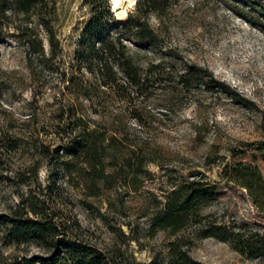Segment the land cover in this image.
Segmentation results:
<instances>
[{"label":"rangeland","instance_id":"374dc122","mask_svg":"<svg viewBox=\"0 0 264 264\" xmlns=\"http://www.w3.org/2000/svg\"><path fill=\"white\" fill-rule=\"evenodd\" d=\"M103 2L110 4L50 0L51 31L32 15L38 40L30 48L12 37L0 40V215L13 214L36 196L66 223L69 235L101 249L113 264H169L173 243L206 264H264V257H248L227 242L199 237V225L176 233L152 226L168 190L202 176L218 186L201 211L205 221L264 234V212L244 188L228 181L229 170L240 162L258 166L264 175V0H172L161 13L150 12L149 23L164 44L183 56L168 59L166 70L179 72L189 61L229 88L185 92L158 79L143 93L132 91L125 79L119 80L122 90L96 87L93 75L79 68L92 4ZM137 2L128 0L119 12L112 6L113 30ZM20 19L13 16L10 25ZM138 59L142 68L159 60L152 52ZM84 86L93 95L86 97ZM79 116L105 144L115 142L107 149L111 156L134 147L153 161L135 176L134 167L123 168L120 158L103 177L82 159L64 155L62 145L72 130L85 132L84 123L75 126ZM65 161H71L70 170L64 169ZM106 162H112L108 156ZM3 232L0 224V264L50 253L36 243L6 245ZM60 263L68 262L62 257Z\"/></svg>","mask_w":264,"mask_h":264},{"label":"trees","instance_id":"16d2710c","mask_svg":"<svg viewBox=\"0 0 264 264\" xmlns=\"http://www.w3.org/2000/svg\"><path fill=\"white\" fill-rule=\"evenodd\" d=\"M141 1L143 6L140 5ZM170 1L172 0H138L136 9L130 11L126 18L117 20L120 27L114 30L108 22L109 19H116L111 11L113 0H110L111 7L106 2L101 5L92 4V15L81 38L77 61L80 69L84 68L93 75L96 87H118L122 90L124 87L119 84V80L125 79L124 83L132 91L143 93L158 79H164L170 83L175 82L176 85L171 86L173 90L185 92L201 86L210 89L229 88L224 82L214 78L209 69L189 61H186V66L179 72L166 70L164 65L168 63V59L183 56L164 44L163 37L150 25L148 15L150 12L161 13ZM50 9L54 10L53 4L50 6V0H0V40L12 37L23 44L27 43L30 48L38 40L30 24V17L36 15L38 24L50 32L47 17ZM13 16H20L21 22L11 26L10 19ZM39 41L42 43L41 39ZM142 52H152L159 58L158 62L149 61L147 67L142 68L138 59ZM76 85H79V81ZM84 89L86 97L93 95L89 94L86 86ZM74 120L76 127L79 126L78 121L84 123L85 132L72 130L71 136L62 145L63 153L82 159L99 175L106 177L107 168L120 165L117 162L120 158L123 168L134 167L135 176L146 170L145 163L153 161L147 153L134 147H128L127 152L120 149V157L117 151L111 156L107 149L115 148V142L105 144V139L100 137L97 129H89L87 122L80 116ZM110 139L113 141L117 136L112 135ZM107 156L112 162H106ZM133 156L136 162L131 164ZM64 169H71V161L64 162ZM228 181L244 188L254 205L264 212V175L258 166L241 162L235 164L228 172ZM217 192V184L202 176L174 184L165 194L162 206L153 217L154 230L170 229L176 233L190 224H196L199 225L198 235L201 238L227 242L233 249L248 257H264V234L248 230L246 226L230 227L204 220L205 216L201 211L213 201ZM49 209L46 201L31 195L13 214L0 215V224L4 226L2 239L6 245L36 243L50 251L46 257L25 258L24 263L20 264H61L62 257L67 259V264H113L101 249L86 243L77 235H69L66 223ZM181 246L179 243L171 245L169 264H206L192 258Z\"/></svg>","mask_w":264,"mask_h":264},{"label":"bare ground","instance_id":"6f19581e","mask_svg":"<svg viewBox=\"0 0 264 264\" xmlns=\"http://www.w3.org/2000/svg\"><path fill=\"white\" fill-rule=\"evenodd\" d=\"M128 0H113V7L115 8L116 12H119L123 7L124 3Z\"/></svg>","mask_w":264,"mask_h":264},{"label":"water","instance_id":"95a60500","mask_svg":"<svg viewBox=\"0 0 264 264\" xmlns=\"http://www.w3.org/2000/svg\"><path fill=\"white\" fill-rule=\"evenodd\" d=\"M114 12V11H113Z\"/></svg>","mask_w":264,"mask_h":264}]
</instances>
